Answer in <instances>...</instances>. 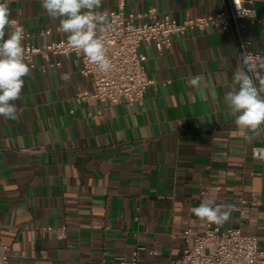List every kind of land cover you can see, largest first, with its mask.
<instances>
[{
	"label": "crops",
	"instance_id": "1",
	"mask_svg": "<svg viewBox=\"0 0 264 264\" xmlns=\"http://www.w3.org/2000/svg\"><path fill=\"white\" fill-rule=\"evenodd\" d=\"M249 1L264 20V0ZM114 6L106 0L97 11ZM153 6L178 21L225 9L224 0H127L126 12ZM9 9L34 45L67 39L41 0H11ZM245 22L243 51L264 52L261 25ZM140 51L154 83L142 104L110 105L104 116L76 100L91 82L74 56L51 55L59 65L23 77L18 118L0 117V241L8 264H122L138 246L146 249L137 264H168L182 254L183 230H204L192 210L207 192L223 205L256 198L246 219L234 210L218 226L255 235L264 250V160L252 155L264 132L239 129L224 102L244 69L232 27L177 33L162 52L153 43ZM196 75L198 89L188 84ZM46 226L66 227V237L49 236ZM151 248L161 253L150 255Z\"/></svg>",
	"mask_w": 264,
	"mask_h": 264
},
{
	"label": "built area",
	"instance_id": "2",
	"mask_svg": "<svg viewBox=\"0 0 264 264\" xmlns=\"http://www.w3.org/2000/svg\"><path fill=\"white\" fill-rule=\"evenodd\" d=\"M113 1L115 2L113 8L102 11L108 14L103 35L105 54L112 67L107 73L100 71L98 65L91 63L82 50L72 47L68 43V38L53 39L44 48L36 46L31 42V34L23 24L16 18H9L24 30L22 41L24 58L30 69L46 72L48 67L59 65L60 62L52 60L51 55L74 56L81 60V73L90 79L91 88L77 92L75 98L88 106H99V116H104V110L110 105L142 104L147 87L154 83L146 71V56L140 51L142 44L153 43L162 52L172 45L174 34H185L189 30L207 27L229 31L231 18L234 19L239 35L246 31L245 21L259 23L264 33V20L259 18L249 0H236V3L243 5L244 9L253 13L252 15L238 12L235 0H230V12L225 8L215 14L188 16L182 21L168 13L161 14L154 6L140 13L126 12L127 0ZM51 33V29L43 32ZM258 54L264 55V52L244 49V55L254 58ZM36 55L43 59L41 63L35 61ZM252 155L254 158L264 160V146L253 147ZM207 196L210 197L209 192ZM255 204V197L249 201L239 198L234 206L240 216L246 219L249 215V206ZM204 223V230L201 232L189 227L180 233L184 240L182 254L168 264H264V250L260 248L255 235L244 233L239 227L221 229L206 220ZM43 231L49 236L55 235L58 239L66 237V227L54 229L46 226ZM6 247L0 241V264L9 263L10 256L6 252ZM140 249L146 248L138 246L130 259L122 257L120 262L137 264ZM148 253L159 255L161 252L151 248Z\"/></svg>",
	"mask_w": 264,
	"mask_h": 264
},
{
	"label": "clouds",
	"instance_id": "3",
	"mask_svg": "<svg viewBox=\"0 0 264 264\" xmlns=\"http://www.w3.org/2000/svg\"><path fill=\"white\" fill-rule=\"evenodd\" d=\"M10 2L0 0V117L6 120L18 118L15 101L21 98L23 77L31 71L24 58V30L9 19ZM101 3L102 0H41L48 16L59 19L60 29L67 34L68 43L82 50L91 63L107 73L112 67L105 54L103 35L108 14L97 11ZM236 7L240 13L253 14L241 4L236 3ZM9 27L11 30L6 32ZM241 59L244 69L236 71L233 90L225 95L224 102L239 129L256 133L264 130V55L258 54L254 58L242 55ZM61 78L69 80L70 76L65 73ZM188 84L194 89L200 88L201 76L192 77ZM234 210V205L217 204L213 198L206 197L192 211L202 220L221 225L230 219Z\"/></svg>",
	"mask_w": 264,
	"mask_h": 264
},
{
	"label": "water",
	"instance_id": "4",
	"mask_svg": "<svg viewBox=\"0 0 264 264\" xmlns=\"http://www.w3.org/2000/svg\"><path fill=\"white\" fill-rule=\"evenodd\" d=\"M224 3H225L226 10L228 12H230V9H231L230 0H224ZM231 27H232V31H233V34H234V37H235V41H236L238 49H239L240 56L242 57V55H244V51L242 49V46H241V43H240V38L238 36V32H237L236 25H235V22H234L233 18H231ZM243 67H244V65H243ZM263 132H264V130H263Z\"/></svg>",
	"mask_w": 264,
	"mask_h": 264
}]
</instances>
